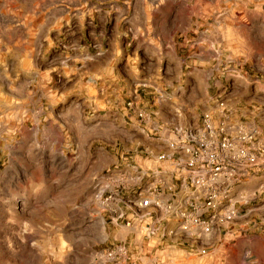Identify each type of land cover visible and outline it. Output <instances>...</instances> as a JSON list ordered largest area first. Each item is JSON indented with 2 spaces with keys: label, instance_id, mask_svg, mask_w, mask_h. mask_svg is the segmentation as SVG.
I'll return each instance as SVG.
<instances>
[{
  "label": "rangeland",
  "instance_id": "rangeland-1",
  "mask_svg": "<svg viewBox=\"0 0 264 264\" xmlns=\"http://www.w3.org/2000/svg\"><path fill=\"white\" fill-rule=\"evenodd\" d=\"M256 2L0 0V264H103L94 253L125 241L128 229L95 197L97 178L115 166L154 167L169 134L146 136L106 106L84 112L76 88L52 99L70 67L84 66L66 54L85 45L88 61L114 51L107 70L86 74L88 90L104 80L150 120L191 125L220 99L244 102V84L264 86ZM158 241L142 242L140 263H209L188 253V241Z\"/></svg>",
  "mask_w": 264,
  "mask_h": 264
},
{
  "label": "built area",
  "instance_id": "built-area-1",
  "mask_svg": "<svg viewBox=\"0 0 264 264\" xmlns=\"http://www.w3.org/2000/svg\"><path fill=\"white\" fill-rule=\"evenodd\" d=\"M126 107L138 119L149 121V133L167 129L169 136L154 157L161 165L115 166L97 178L95 197L106 205L111 222L128 232L125 241L96 251L95 260L134 264L143 241L160 240L188 241L189 254L223 264L229 241L250 235L240 222L264 193V182L246 187L264 156L258 128L234 118L221 99L191 125L152 121L150 113L132 100ZM106 193L108 198L101 200ZM249 258L245 255L235 264H249Z\"/></svg>",
  "mask_w": 264,
  "mask_h": 264
},
{
  "label": "crops",
  "instance_id": "crops-1",
  "mask_svg": "<svg viewBox=\"0 0 264 264\" xmlns=\"http://www.w3.org/2000/svg\"><path fill=\"white\" fill-rule=\"evenodd\" d=\"M249 1V0H248ZM251 1V0H250ZM257 1L256 3L260 5L261 12L264 16V0H254ZM82 32V29L79 31ZM197 36L196 38H198ZM205 39H201V41H197V45L203 46L205 45ZM207 45V44H206ZM86 46H78V51L70 50L66 55L70 57L73 61H82V68L78 73H74L77 68L70 67V71L74 70L73 73H70L69 76H65V84L62 88L54 87L52 89V99H57L62 95L67 96L70 93V89H77L75 94H77L80 98V107L83 109L84 112H89L92 110L93 115L96 112H100L101 106H106L108 110L113 111L115 114H120L123 116L125 123H128L130 126L132 123L143 124V128L145 131L149 130L148 123L144 125V121L140 119H136L134 115H132L128 109L126 108L127 102V95L123 93L119 89H107L102 88V86L106 85L105 81H93V84H98V87L92 88L95 90L94 93L87 89V82H86V74L91 73L93 70L96 69H103L107 70L109 68L110 63L114 59V51H106L103 53L102 57L99 58H91L87 61L86 57H83L81 60V55H84ZM69 90V91H68ZM241 93H246V98L243 100H232V98H228L225 100L227 109L230 114L236 118L243 120L248 125H254L258 128L260 136L264 140V115H263V105H264V86L260 84L251 83L250 85L244 84L241 88ZM234 99V98H233ZM142 102L140 101V104ZM173 110V107L172 109ZM100 115V113H98ZM117 119L120 120L119 117ZM172 119V118H171ZM161 122V121H160ZM167 123V122H161ZM174 123V122H172ZM146 131V136L149 134ZM167 133H165V136ZM169 136V135H167ZM156 165H161V163L157 162ZM255 175L251 179L246 182V187L248 189H252L257 186L259 183L264 182V156L259 166L255 169ZM251 210L247 213L244 217V220L240 222V225L246 226L250 229V235L247 237H237L234 238L233 241H229V245L226 246L224 250L223 256V264H235L239 263L243 260L245 255H249V264H264V193L255 201L251 203ZM224 242L227 241L226 238L223 240ZM161 244V241H158ZM175 246V245H172ZM145 252L149 253L150 257H154L158 254L159 250L155 249V247H151L149 250H145ZM240 253L241 258L238 261H231V256L235 253ZM143 254L142 257L144 256ZM138 264L140 260L142 261V257L137 255ZM216 257V256H214ZM214 264L215 258L211 260Z\"/></svg>",
  "mask_w": 264,
  "mask_h": 264
}]
</instances>
